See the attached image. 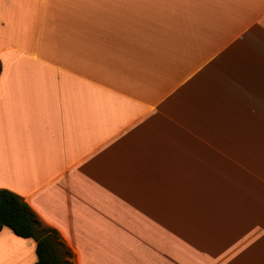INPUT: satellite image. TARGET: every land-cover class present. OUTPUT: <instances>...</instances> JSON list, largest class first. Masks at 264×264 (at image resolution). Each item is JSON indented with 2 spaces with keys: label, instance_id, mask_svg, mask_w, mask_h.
I'll return each instance as SVG.
<instances>
[{
  "label": "crops",
  "instance_id": "1",
  "mask_svg": "<svg viewBox=\"0 0 264 264\" xmlns=\"http://www.w3.org/2000/svg\"><path fill=\"white\" fill-rule=\"evenodd\" d=\"M0 188L74 264H264V0H0Z\"/></svg>",
  "mask_w": 264,
  "mask_h": 264
},
{
  "label": "trees",
  "instance_id": "2",
  "mask_svg": "<svg viewBox=\"0 0 264 264\" xmlns=\"http://www.w3.org/2000/svg\"><path fill=\"white\" fill-rule=\"evenodd\" d=\"M3 227L36 242L33 264H74L73 253L59 233L45 226L23 197L0 188V230Z\"/></svg>",
  "mask_w": 264,
  "mask_h": 264
}]
</instances>
